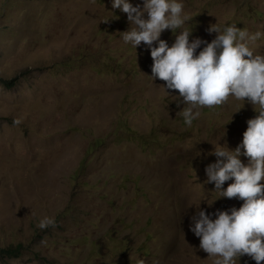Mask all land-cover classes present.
Masks as SVG:
<instances>
[{"label": "rangeland", "instance_id": "1", "mask_svg": "<svg viewBox=\"0 0 264 264\" xmlns=\"http://www.w3.org/2000/svg\"><path fill=\"white\" fill-rule=\"evenodd\" d=\"M178 2L190 42L234 24L261 33L249 47L264 56V0ZM131 27L112 0H0V81H15L0 82V248L24 249L0 264H213L193 217L243 201L207 183L209 153L235 150L258 106L229 97L186 125L148 46L124 42Z\"/></svg>", "mask_w": 264, "mask_h": 264}, {"label": "clouds", "instance_id": "2", "mask_svg": "<svg viewBox=\"0 0 264 264\" xmlns=\"http://www.w3.org/2000/svg\"><path fill=\"white\" fill-rule=\"evenodd\" d=\"M112 8L126 13L129 24L134 25L123 32L124 42L135 48L143 43L150 49L153 80L164 81L168 93V90L178 92V105H189L182 109L186 125L191 126L200 116L194 109L223 106L229 97L258 106L254 110L258 115L247 121L242 142L235 150L215 146L209 155H215L217 160L205 168L206 181L214 184L220 198H238L243 201L242 206L233 207L230 213L217 210L215 219L199 210V219L193 217L195 226L190 230L200 238V249L214 258L213 264H236V259L243 256L261 264L264 262V56L254 55L249 47L261 33L250 35L234 24H213L208 32L217 33L215 39L207 42L196 38L190 42L191 32L182 29L191 18L184 14V5L178 0H142V6H134L129 0H112ZM177 29L181 31L171 46L160 38L165 30L173 33ZM202 44L205 46L197 54ZM241 155L248 158L247 165ZM229 180L233 182L224 189ZM54 224V220L45 217L38 227L46 229ZM139 264L145 262L140 260Z\"/></svg>", "mask_w": 264, "mask_h": 264}, {"label": "trees", "instance_id": "3", "mask_svg": "<svg viewBox=\"0 0 264 264\" xmlns=\"http://www.w3.org/2000/svg\"><path fill=\"white\" fill-rule=\"evenodd\" d=\"M0 82L9 88H13L15 81H12V82L9 81L7 83L5 81H0ZM23 250L24 249H23L22 244L11 245V246L0 248V263L6 260L12 259V258L20 257Z\"/></svg>", "mask_w": 264, "mask_h": 264}]
</instances>
